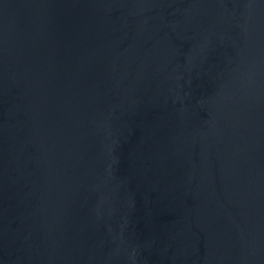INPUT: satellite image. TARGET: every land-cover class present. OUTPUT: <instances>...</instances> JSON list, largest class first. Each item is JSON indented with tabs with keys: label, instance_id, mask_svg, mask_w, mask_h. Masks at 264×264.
Returning <instances> with one entry per match:
<instances>
[{
	"label": "water",
	"instance_id": "obj_1",
	"mask_svg": "<svg viewBox=\"0 0 264 264\" xmlns=\"http://www.w3.org/2000/svg\"><path fill=\"white\" fill-rule=\"evenodd\" d=\"M0 264H264V0H0Z\"/></svg>",
	"mask_w": 264,
	"mask_h": 264
}]
</instances>
